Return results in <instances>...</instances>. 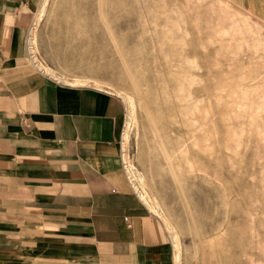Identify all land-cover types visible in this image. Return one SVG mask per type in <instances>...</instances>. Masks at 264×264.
Returning a JSON list of instances; mask_svg holds the SVG:
<instances>
[{"label":"rangeland","instance_id":"obj_1","mask_svg":"<svg viewBox=\"0 0 264 264\" xmlns=\"http://www.w3.org/2000/svg\"><path fill=\"white\" fill-rule=\"evenodd\" d=\"M29 35L36 70L123 99L125 171L173 264H264L263 20L231 0H38Z\"/></svg>","mask_w":264,"mask_h":264},{"label":"crops","instance_id":"obj_2","mask_svg":"<svg viewBox=\"0 0 264 264\" xmlns=\"http://www.w3.org/2000/svg\"><path fill=\"white\" fill-rule=\"evenodd\" d=\"M37 1L0 0V264H173L124 168L123 99L32 65Z\"/></svg>","mask_w":264,"mask_h":264},{"label":"bare ground","instance_id":"obj_3","mask_svg":"<svg viewBox=\"0 0 264 264\" xmlns=\"http://www.w3.org/2000/svg\"><path fill=\"white\" fill-rule=\"evenodd\" d=\"M35 36H31L30 35L28 36L27 38V53L28 55H30L31 57L35 58L34 60H36V64L37 65H41V62L39 61V59L37 58V50H36V42L34 40ZM29 49V50H28ZM39 62V63H37ZM48 68V67H47ZM46 68V69H47ZM49 70V69H48ZM51 71V70H50ZM54 73V72H53ZM131 167L132 165H129V169L131 170ZM133 170H131L132 172ZM135 171V170H134ZM136 174V173H135ZM133 175V174H132ZM134 178V177H133ZM132 178V179H133ZM133 180H136V182L134 181V186L135 188L137 189L138 191V195L141 199H143L144 197H146V194H147V191H146V188H145V184L143 182V178L142 176H138L136 179H133ZM143 197V198H142ZM147 198V197H146ZM150 198V197H149ZM157 206V205H156ZM158 207V206H157ZM154 208V207H153Z\"/></svg>","mask_w":264,"mask_h":264},{"label":"built area","instance_id":"obj_4","mask_svg":"<svg viewBox=\"0 0 264 264\" xmlns=\"http://www.w3.org/2000/svg\"><path fill=\"white\" fill-rule=\"evenodd\" d=\"M122 156H123V153H122ZM124 168H125V161H124Z\"/></svg>","mask_w":264,"mask_h":264}]
</instances>
